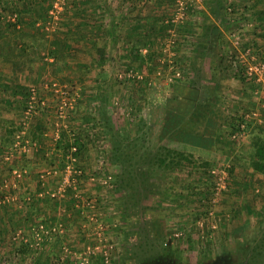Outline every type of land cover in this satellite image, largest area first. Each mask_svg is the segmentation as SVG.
Here are the masks:
<instances>
[{
  "label": "trees",
  "instance_id": "obj_1",
  "mask_svg": "<svg viewBox=\"0 0 264 264\" xmlns=\"http://www.w3.org/2000/svg\"><path fill=\"white\" fill-rule=\"evenodd\" d=\"M54 1L5 0L0 5V19H3L0 42L5 38V34H9L5 31H11L19 34L18 38L24 41L21 46H18L19 55H38L44 64L53 69L55 74L60 71L66 72V75L69 76L75 71L79 72L83 69L88 71L80 77L69 78L68 81L70 85H73L72 81L76 78V83L81 84L84 88L81 92L83 102L90 111L94 109L86 121L92 120L94 127L97 125L104 127V141L110 145L111 160L114 166L119 169V173L114 176L115 189L130 180L166 176L177 164H188L195 159L204 166L205 174L210 175V178L214 177L211 174L212 170L219 165L220 161H227L223 154H227L228 149L231 151L238 144L233 136L248 131L254 135V140L251 143L252 149L250 148L251 151L246 152L250 160L249 165L254 173L251 177L264 174V123L257 124L256 118L253 117L250 120L247 119L246 115L250 113V109L240 106L244 99L251 101L255 95H259L263 84L247 75L244 64L237 57V49L226 41L225 30L233 28L232 25L235 22L233 21L234 14L230 8L233 6L226 5V0L208 1V11L200 12L207 18L196 28L194 33L192 30L194 25L190 21L177 25L170 18L159 24H152L146 17L138 16L139 14L134 15L133 10L136 7L133 4L129 7L130 12L127 16L120 17L121 20L118 24L113 25L110 30L104 29L103 34L109 38L107 46L112 44L109 46L111 49L117 46L122 47L119 57L127 76L122 83L126 86L125 92H128L126 99L127 105L130 106L128 107L130 109L129 123L134 127V130L127 129L125 131L116 128L110 116V108L114 105L111 100L114 92L111 95L108 92L103 94L106 87L102 84L93 87L85 84V78L88 74L93 73V68H102L107 65L108 61L112 63L118 61L119 58L114 57L107 61V56L104 54L101 56L97 47L83 46L82 44L83 40H88L89 37L94 38L95 33L98 32V29H93L95 26L90 23L92 19L90 12L98 7L95 6L98 1L77 0L71 6V9H75L71 11L68 8L70 0H66L64 10L60 15L62 22L58 23V35L49 39L45 32L54 23L53 16L50 14ZM115 1H119V5H122L121 0ZM191 9L188 8V11H192ZM10 10L16 13L15 22L11 20L12 18L4 16ZM257 19L262 21L261 29L264 30L263 10L259 12ZM99 29L103 30V25ZM170 31L175 32V37L178 35L180 38H184V42L190 43L192 56H182V58L180 56L181 60L176 65L178 66V63L186 64L179 77L176 76L175 71L171 72V94L162 103L157 100L158 86L154 85V82L157 83V78L160 77L158 73L161 71L159 69L164 67L162 65L165 62H162V59L166 52L164 46L156 43L155 35L163 32L167 37L166 40H172ZM176 40L174 44L177 43ZM77 41L80 42L83 49L80 46H73V43ZM259 46L258 42H254L253 48L256 56L263 60L264 51L260 50ZM247 48L249 47L247 46L245 49ZM74 49L75 51L83 50L88 54H93L96 50L97 54L91 55L94 61H86L83 58H77L76 52L72 53ZM42 50L46 52L45 55H42ZM145 50L146 53H144ZM255 53L252 49V54L255 55ZM49 59H53V61L50 62ZM74 59L75 64L70 65V60ZM170 65L168 64L169 68ZM234 71V77L244 87L243 90H237L238 98L234 101V103L237 102L235 107L233 104L232 106L227 105L222 100L224 96L222 83ZM73 88H75L74 85ZM0 92L3 94L0 97L8 95L11 99L16 100L15 103L10 99V101H6L8 105L17 107L23 115L28 108L33 89L26 84L4 81L3 84L0 82ZM139 97L143 98L140 100ZM261 102L264 103V99ZM39 124L41 125L25 135V139H30L37 144L43 143V124ZM9 128L11 129H7L8 133H6L5 139L1 138L2 150L15 146L17 135L23 131L24 126L22 124L16 127L13 125ZM84 130L73 135L68 130H62L61 136L56 142V149L63 153L64 159L69 156L79 159L90 150L88 143L89 141L93 142V139H86ZM242 151L245 153V150ZM244 153L235 160L242 162ZM69 159L72 162L71 157ZM235 162L228 168L230 176L234 178L237 167ZM203 182L209 187L205 191L200 186ZM216 185V181L214 183L208 178L197 179L196 182L187 186L191 189L186 194L188 202L206 199L208 194L215 193ZM249 186H251V182L244 185L245 191ZM212 187L214 190L212 189V193H210L209 190ZM200 188L201 190H199ZM28 198L30 199V197ZM26 201L32 206L33 213H35L36 202L33 196L29 201ZM68 205L72 208L75 203L70 199ZM5 211L6 209L3 208V212ZM29 216L26 215L23 221L28 223ZM9 220L14 226L20 229L23 227L22 223H18L13 218ZM4 223L5 219L3 215H0V224L4 226ZM29 248L30 243L22 241L17 252L24 255L29 251Z\"/></svg>",
  "mask_w": 264,
  "mask_h": 264
},
{
  "label": "rangeland",
  "instance_id": "obj_2",
  "mask_svg": "<svg viewBox=\"0 0 264 264\" xmlns=\"http://www.w3.org/2000/svg\"><path fill=\"white\" fill-rule=\"evenodd\" d=\"M4 1L5 0H1L0 5H2ZM51 1L52 0H50V2ZM65 1L66 0L63 1L64 7ZM76 1L77 0L69 1L68 8H70L71 11L75 9H71V6ZM94 1H98L95 6L99 7L103 5V9L106 2H110L112 5L119 4V1L115 2V0ZM178 1L185 3L186 0H122V4L125 5L126 2L128 5V10L125 14L126 16L130 12L129 7L133 4V6L136 7V9L133 10L135 12L134 15L139 14L138 16L146 17L148 22L152 24H159L165 19L179 18L177 7ZM245 3H247V0H226V5L230 4L233 6L230 8L232 9L231 12L234 14L233 21L235 22L234 26L232 25L233 28L225 30V38L233 48L237 49V57L241 54L243 55L247 46L251 47V51L253 49L255 53V49L253 48L254 42H258L260 50L262 49L264 51V30L261 29L262 24H258L259 20L253 16L254 14L244 11L246 8L244 7ZM260 3L261 5H264V0H261ZM205 4L206 0H192V6L190 7V9L193 8L191 9L192 11H185V21H190L191 24L194 25V29H192L193 33L196 32V28H198L201 23H204L203 21L207 18L205 14L200 13L208 11L207 4ZM98 7H96V9H92L91 12H102V10L98 9ZM100 14L104 15L103 13ZM15 15L16 13H13L12 10L7 11L4 14L5 18H13ZM60 15L53 18L54 23L50 26L49 30L46 29L45 34H48L49 39L58 35V23L62 22ZM93 15L94 14H91V16ZM111 16H114L113 18H118L121 15L119 16V13L117 12ZM100 20H103V18L98 17L96 23H100ZM237 20L240 21L237 22ZM2 22L3 19H0V34L3 32ZM8 32L12 34V37L14 36L12 38L13 42H11L12 48H10L12 53L13 49H15V47L18 48L19 45L21 46L24 41L21 38H18L19 34L11 31H5V33ZM100 32L101 33L99 34H103L104 29L100 30ZM173 34L172 40H166L167 37H165L163 32H159L155 35L156 43L160 44V46H164V50L166 52L164 59H162V62H165L162 65L164 67L159 69L161 70L158 73L160 77L157 78V100L162 103H164L171 94V72L176 71L177 68V71L181 72V70L184 69L183 66L186 64L184 63L182 65V63H178L177 66L176 63L181 60L182 56H192L190 53V43H188V41L184 42V38H180L178 35L175 37V32H173ZM234 35L237 38L239 37L240 40L237 41V38L233 37ZM175 40L177 42L176 44H174ZM8 42V38L7 40L0 42V59L4 50L2 47H5V44ZM236 42H239V44H236ZM78 46H80V44H78ZM109 46H112V44ZM109 46H107V43L103 41L100 45L96 46L100 51L99 54L101 56L103 54L107 56V61L114 57L118 58L121 55L122 50V47L117 45L116 48L112 49L109 48ZM75 52L76 55L83 58V60L91 62L94 61L92 60V56L97 54L96 50L93 54H88L87 52L80 51L78 49ZM41 53L42 55H45L46 52L42 50ZM252 56H254L257 60L255 61V63L257 62L256 64L264 63V59L260 60V57L256 56V53ZM22 57V59L25 61L27 60V63L29 64L30 68L28 69L32 68L38 72L39 70H44L48 67L44 64V62H42L38 55L24 54ZM16 58L20 59L18 57ZM246 58L248 57L246 56ZM248 59L250 62L252 61L250 58ZM17 63H19V61H17ZM168 64H171L170 68ZM173 65H175V67H173ZM3 67V61H1L0 72L4 69ZM16 67L22 69V63L15 65V68ZM49 70L51 73L49 78H44L37 84L33 85L32 89L36 90L38 103L35 105V113L29 117V120H27L28 126L26 135L29 134L35 127L37 128L38 125H41L39 123H42L44 137L46 138L45 143L49 148H53L55 146V141L61 136L62 130H68L69 133L73 135L78 134V131L85 129V138L88 140L93 139V142L89 141L88 143L87 141L90 146V150L85 154V156L80 157L79 159H75L73 156L67 157L68 159L66 160H68V165L66 172L59 174L51 171L52 173L50 172L49 174L44 175L43 180L45 181L47 179L48 185L46 184L44 186L45 188L41 189L37 187L36 190H34V192H37L34 194L37 197L35 204L37 205L39 202L38 205L40 206L41 201L44 203L47 202L48 204L47 209L49 217L47 216L48 219H46L47 217H45V219L43 217V223H45V225L54 226L56 224L57 226L58 224H61V222L58 223V221L60 217H67V214L64 215V212L67 211L66 201L70 199H72L75 203L74 207H70L71 210L76 212L77 209H81L85 212H83L85 217H82V214L78 215L80 218L72 222L74 232L70 233L72 230L71 227V230H69V233H67L65 238L58 237V235L55 234L48 237V240L51 241L44 242L37 248V250L33 249V253L30 250L24 255L17 252V249L21 246L22 237H29L32 240L34 238H31V235L34 234L31 225H34L36 219H33L32 223L31 221L28 223L23 221L26 207L29 206L25 205L26 198L24 199L25 196H23V194L25 195L29 192L27 191L28 186L25 182H30V178H28L30 174L26 173L21 178L16 177L13 173L14 169L12 168L16 158L12 157L11 150L21 152V149L15 148L14 146L2 150L1 138L3 137V140L5 139V135L8 133L7 129H11L9 127H11L10 124L12 121L17 119L14 126L22 124L24 120V113L22 115L15 106L9 107L8 105L4 106L0 103V198L5 196L17 198L16 201L12 200L10 203L0 206V215H3L5 219L4 226L0 224V255L14 258L20 264H62V262H59L58 260L64 253L60 250L58 244L63 243L61 240H65L68 242L67 247H69L72 251L66 252L65 255L70 259L69 256L71 254L72 259L70 262L64 264H81V261L83 260L76 261L77 258L75 259V256L86 258L87 261L85 260L83 264H104L106 258H108V249L111 243L109 241L106 242L105 239H109L108 232H110V230H115L113 226L115 225V218L118 213L117 200L115 198L114 176L119 173V169L114 166L111 160L110 145L107 141H104L103 125H97V127H94V122L92 120H89V122L86 121V118H88L91 112H94V109L90 111L85 102H83L80 92L76 91V88L70 87L67 82H62L61 78L52 74V68H49ZM86 71L87 70H84L85 73H87ZM92 72L93 73L90 72L91 74H88L85 78V84L92 87L97 84H102L106 87L103 94L108 92L111 95L114 92L112 96L113 98L111 99L114 105L110 108V116L115 124V127L123 131L127 129L134 130V127L130 125L131 123H129L130 109L128 107L130 106L127 105L128 103L126 99L128 92H125L127 89L122 83L127 76L125 68L120 62V57L118 58V61L112 63L108 61L107 65L102 68H93ZM24 74L25 71L23 75ZM230 74L231 76L228 75L222 83L224 86V96L222 100L224 103H228V105L232 106L233 104V106H235L237 105V102L234 103L238 97L237 90L239 91L244 87L241 86L240 82L234 77L235 71ZM19 76L21 78V73H19ZM97 79L98 82H96ZM17 80L20 82L22 81L20 79ZM76 85L78 84H74L75 87ZM43 88L45 90H43ZM56 90H58V92H56ZM63 92H66L65 97L68 100H74L75 102V109L72 111L68 110L65 115L66 118H62L59 114V107L62 105L63 99L61 93ZM261 93L259 95H255L251 101H246V104L244 103L245 100L243 101V107L251 108L249 114H253V118L264 119V113L261 111L264 108L262 107L263 103L261 102L264 97ZM262 94L264 95V93ZM0 95L3 94L1 93ZM40 98L46 101L45 110L41 109L44 103ZM142 98L143 97H139L140 100ZM255 101L260 103H258L259 105H257L256 109L252 108V102ZM43 111H46L49 115V124H47L46 121H43V118L47 115L43 114ZM248 142L249 140L246 141L245 139H241V142H237L242 146L240 149L245 150V153L242 151L245 155L241 164L239 165L237 163V170L234 174L236 178L231 177L228 172V166L234 164L233 162L236 161V157L233 158L234 155L229 149L227 154H223L225 155L224 157L227 161H220L219 165L212 170L211 174H213L214 177L210 178V175L205 174L204 166L200 165V163L197 162V159H195V161L188 164H177L174 166L173 170L168 172V175H163L158 178V182L160 181L162 183V188L165 190L163 198L166 212L170 216V221L178 233L194 235V238L196 239L205 237V235L210 236L208 234L216 237L222 236L233 230L235 226L243 224L245 220L252 222L256 216L264 213V174H257V176L251 177L254 173H251L253 170H251L252 168L249 165V156H247V153L251 150L248 149V147H250ZM47 145L44 146V149H46ZM6 156H8V160L6 159ZM70 157L73 163L70 162ZM23 165L24 164L20 165L19 163V168L16 169L19 173L25 170ZM199 178H208L209 180L214 181V183L215 181L216 183H220L222 179L225 181L224 183L226 185V189L221 191L216 196L218 198L217 203L213 202L215 199V193H212L213 187L209 190L212 194L209 195L207 193L208 195L205 197L206 199L202 201L188 202L186 194L191 191V189L187 186L196 182ZM237 178L240 179L241 182L240 180H237ZM60 179L61 181L59 182ZM249 179L251 186H249L245 191L244 185L248 184L247 182ZM200 186L203 191L209 188L204 182ZM201 188L199 190H201ZM42 193H44V195H41ZM53 193L55 194L54 197L51 196ZM3 208L4 210L6 209L5 212H3ZM211 212H214L213 216L209 215ZM10 216H12L11 218L18 223H22L23 227L20 229L14 226L9 220L11 219ZM37 216H39V214ZM37 224L39 225V223ZM36 225H34V229H37ZM212 225H216L217 229L215 231L211 230ZM25 227L26 229H24ZM30 228L32 229V232L30 231ZM65 228L68 231V228ZM88 234H90V236H88ZM72 245H75V248H72ZM88 248L90 252L89 255L86 256L84 255V252H86Z\"/></svg>",
  "mask_w": 264,
  "mask_h": 264
},
{
  "label": "flooded vegetation",
  "instance_id": "obj_3",
  "mask_svg": "<svg viewBox=\"0 0 264 264\" xmlns=\"http://www.w3.org/2000/svg\"><path fill=\"white\" fill-rule=\"evenodd\" d=\"M164 194L158 178L130 180L115 189L118 213L104 264H264V213L225 235L196 239L177 232ZM0 264L20 263L0 255Z\"/></svg>",
  "mask_w": 264,
  "mask_h": 264
},
{
  "label": "crops",
  "instance_id": "obj_4",
  "mask_svg": "<svg viewBox=\"0 0 264 264\" xmlns=\"http://www.w3.org/2000/svg\"><path fill=\"white\" fill-rule=\"evenodd\" d=\"M208 1L209 0H206L207 8H208ZM260 2H261V0H247V3L244 4V7H246L244 9V11H247L248 13L254 14L253 16H255L256 19H257V17H259V12L262 11V10L264 11V5H261ZM121 3H122V0H121ZM98 9H101L102 12H100V11L99 12L98 11L90 12V14H94L93 16L90 17V18H92L90 23L92 24V26L93 25L95 26V27H93V29H95V30L98 29V32L95 33L96 36L94 38H90L89 37L88 40H83V42H82L83 46H89V47L90 46H95L96 47V46L100 45L102 43V41L108 43L107 42V41H109L108 40L109 39L108 36L106 34L105 35L104 34H99V33H101L99 31V30H101V29H99V27L102 28V25H103V29H105V30L109 29L110 30L111 27H113V25L118 24L119 21L121 20L120 17H125V14L127 13V10H128V5H127L126 2H125V5H123V4L122 5H119V4L112 5L110 2L109 3L106 2L105 5H104V9H103V5L101 7H98ZM117 12L119 13V16L120 15L121 16L118 17V18H113L114 16L112 17L111 15L114 14V13H117ZM100 13H103L104 15H101ZM123 14H124V16H123ZM98 17L99 18H103V20H100V23L97 24L96 21H97ZM239 21L240 20H237V22H239ZM259 23L262 24V21L259 20L258 24ZM263 24H264V22H263ZM4 37H5V39H3V40H7V38H8L9 42L7 44H5V47H2V49H4L3 53L1 55V59H0V62L3 61V66H4L3 67L4 69L1 70L2 73L0 72V78H1L0 82L2 84L4 83V81H7L8 83L26 84L27 86H30L31 88H33V85L37 84L42 79L49 78L51 76V73H50V70H49L50 67H46L44 70H39L38 72L35 71L32 68H31L32 70L28 69V68H30L29 64L27 63V60L25 61L24 59H22L23 58L22 55L18 54V48L15 47V49H13L12 53L10 51V48H12L11 42H13L12 38L14 36L12 37V34L9 33L8 35L5 34ZM103 37H105V38H103ZM78 44H80V42H78V41L74 42L73 46L77 47ZM83 46L80 45V47L82 49H83ZM74 51H75V49L72 50V53L75 54ZM81 51H83V50H81ZM6 53H7V55H6ZM15 53H16V56H15ZM16 57H18L20 59H17ZM76 57L79 58L80 56H76ZM17 61H19V63H22V69H19V67L15 68V65L19 64V63H17ZM49 61L52 62L53 59H49ZM74 61H75V59L72 60V61L70 60V62H71L70 65H74L75 64ZM86 61H88V60H86ZM24 71H25V74L23 75ZM75 72L73 74H69V76L66 75V72H60V71H58L57 74H55L54 71H53L52 74H55L56 77L61 78L62 82H67L70 85L68 79L69 78H73V77H76V78L80 77V75H83L84 69L80 70L79 72H77V71H75ZM86 72H88V71H86ZM19 73H21V78L19 76ZM4 78H6V79H4ZM76 78L73 79V81H72L73 85L74 84H78V83H76ZM17 79H20L22 81L20 82ZM73 85H70V87H73ZM77 86H78V88H77ZM75 88L77 89L76 91L80 92V94H81L82 90L84 89L83 86H81V84L76 85ZM43 90H45V89L43 88ZM261 95L264 97V95L262 93H261ZM9 99L11 101H13V103L16 102V100L11 99V97H9L7 95L5 97H3V96L0 97V103H2L4 106H6V105H8L6 100H9ZM40 99L42 100V98H40ZM244 100H246V99H244ZM42 102L44 103V105L42 106L41 109L45 110L46 109L45 108L46 107L45 106L46 101L42 100ZM244 103L246 104V101H244ZM244 103H242L241 106H243ZM252 103H253V105H252ZM252 103H251V105L253 106L252 108H254V109H256L257 105L260 104L259 102H256V101L252 102ZM226 104L228 105V103H226ZM8 106L9 107H13V106H10V105H8ZM233 107H235V106H233ZM262 107H264V103L262 104ZM248 109H251V108H248ZM263 109L261 111L264 113ZM45 114H47L46 111H45ZM258 115H260V114H258ZM46 117H48V118H46ZM48 119H49V115L47 114L43 118V121H46V123L49 124ZM16 120L17 119L12 121L10 125L11 126L14 125L16 123ZM255 120H257L256 121L257 124H263L264 123V119L256 118ZM59 138H57L55 142H57L59 140ZM239 139H238L239 141L237 140L238 142H241V139H245L246 141L249 140L248 144H249L250 147H248V149H250L251 148V143L253 142L254 137H253L252 133L250 131H248V132H244V133L240 134ZM45 141H46V138L44 137L43 138V143L38 144L40 149L33 150L32 153H30V154L23 153L22 151L20 152V151H17V150L16 151L15 150H11L12 157L16 158V161L13 163V166H12V168L14 170L13 169L12 170L15 171L17 168H19V163H20V165L24 164L23 165L24 169L27 171V173L30 174L29 175L30 177L28 176V178H30V180L28 179L30 182H28V181L25 182L27 184V186L29 187V188L27 187V191H29V192L25 194L26 200H27L28 196L31 199V195H33V199L36 201L37 197L34 194H36L37 192L36 191L34 192V190H36L37 187L42 189V188H45L44 186L46 184L48 185L47 179L45 181L43 180L45 174H49L51 171L55 172V173L62 174L64 172H66V169H67V165H68L67 161L68 160L64 159L63 153L61 151H59L58 149H56V143H55V146L53 148H49L48 145L45 143ZM45 145H47L46 149H44ZM241 147L242 146L240 145V143L236 144V147H233V149L231 150V153H233V155H234V156L232 155L233 158H235V157H237L235 159L239 158V155L241 154V152L243 150V149L242 150L240 149ZM63 162H65V163L63 164ZM235 163H238L239 165L241 164L240 161H236ZM10 164H11V162H10ZM65 164H67V165L65 166ZM249 164H250V162H249ZM230 166H228V167H230ZM236 170H237V167H236ZM236 170H235V172H236ZM251 170H253V169H251ZM251 173H253V172H251ZM39 178H40V180H39ZM237 180H240V179L237 178ZM60 181H61V179L59 180V182ZM240 182H241V180H240ZM249 182H250V179H249V181L247 183L249 184ZM42 192H44V191H42ZM68 201L69 200L66 201L67 211L64 212V215L67 214L68 218L65 217V216L60 217V219L58 218L59 219L58 223L61 222V224H58L57 227H59V225H62V228L67 233H69V230H71V227H72V230H71L70 233H73L74 232V230H73L74 227H73V223L72 222H74L75 220L79 219L80 217L78 215H80V214H82V217H85L84 216L85 212L83 210H81V209H77L76 212L74 210H71V208L68 205ZM25 203H26L25 205H29V206L26 207L24 215L25 216L26 215L27 216L30 215L28 221L29 222L31 221V223H32L33 219L34 220L36 219V222H34V225H36L37 223L43 222L45 217L48 216L49 212H48V209H47V207H48L47 202L44 203L43 201H41L40 202L41 203L40 206L38 205L39 202L37 203V205L35 204V207H36L35 208V213H33L32 206H30V204H27V201ZM67 212H69V213H67ZM38 214H39V216H37ZM43 217H44V219H43ZM48 217L46 219H48ZM34 225L33 226L31 225L32 229H34ZM65 227L68 228V231L66 230ZM24 229H26V227ZM32 229L30 230L31 232H32ZM31 238H33V235H31ZM47 242H49V241H47ZM58 243H56V244H58ZM58 246L61 247V244L59 243Z\"/></svg>",
  "mask_w": 264,
  "mask_h": 264
},
{
  "label": "built area",
  "instance_id": "obj_5",
  "mask_svg": "<svg viewBox=\"0 0 264 264\" xmlns=\"http://www.w3.org/2000/svg\"><path fill=\"white\" fill-rule=\"evenodd\" d=\"M63 1L64 0H55L54 1L53 8L50 11V14L53 16V18H56L57 16H59L63 12V10H64ZM191 6H192V0H186L185 3H182V1H178L177 7H178L179 18H175V19L173 18L172 22L175 24L179 23L177 25L183 24L185 22V19H186L185 11L188 10V8H190ZM15 20H16V15L12 18L13 22H15ZM173 32L174 31H170V34L174 35ZM233 37L237 38L235 35ZM236 40L239 41L240 38L238 37ZM236 44H239V42H236ZM144 53H146V50L144 51ZM252 55H254V54H252V51L249 47V48L244 50L243 55L241 54L239 56V58L241 59V62L244 64V66L246 68L247 75L251 79H255L258 82L263 84V89L261 92L264 93V63L263 64H256L257 62L255 63V61H257V60ZM246 56L252 60L251 61L252 63L249 61L248 58H246ZM244 59H246V60H244ZM175 72H176V76L179 77L181 72H179L177 70ZM128 77H129V75H128ZM156 84L157 83L154 82V85H156ZM56 92H58V90H56ZM61 94L63 96V99H62V105L59 107V114L62 118H66L65 117L66 112L68 110L72 111L75 109V105H74L75 102H74V100L70 101L65 97L66 92H63ZM37 103L38 102H37L36 90L33 89V94H32L31 100L28 102V108L24 112V120L22 122V125L24 126V128H23V131L19 135H17L16 144H15V148H20L21 151L23 153H26V154H30V153H32L33 150L39 149V146L37 143H33L31 140L25 139V135L27 132V126H28L27 120H29V117L35 113V109H36L35 105ZM246 117H247V119L250 120V119H252V117H254V115L253 114H247ZM239 136L240 135H234L233 138L238 140ZM6 159L8 160V156H6ZM13 173L16 175V177L21 178L22 176H24V174L27 173V171L23 170L19 173L17 170H15ZM224 182L225 181L223 179L220 183L217 182L215 194H214L215 199L213 200L214 203H217L218 198L216 196L221 191H224L226 189V185ZM41 195H44V193H42ZM51 196L54 197L55 194L53 193ZM12 200L16 201L17 198L12 197V196H5V197L0 198V206L6 205L7 203H10V201H12ZM27 200L29 201L30 199H27ZM213 213L214 212H211L209 215L213 216L214 215ZM36 227H37V229H33V231H34V234H32L34 237L33 240L30 239L29 237H27V238L22 237L23 242L30 243L29 250L32 253H33V249L37 250V248L40 247V245H42L44 242L51 241V240H48L49 239L48 237H50V236H53L55 234H57L58 237H62V238H65L67 236V232L62 228V225H59V227H57L56 224L54 226H50V225H45V223H43V222H40L39 225H36ZM216 229H217L216 225H212L211 230L215 231ZM88 236H90V234H88ZM61 241H63V243H61L62 245L60 247V250L64 254L62 257L59 258L58 261L62 262V264H64V263L70 262V260L72 259L71 254L69 256L70 259L65 255L66 252H68V251L72 252V251L70 250L69 247H67L68 242H66L65 240H61ZM105 241L107 242V238L105 239ZM72 248H75V245H72ZM89 252H90V250L88 248V250L86 252H84V255H86V256L89 255ZM74 255H75V253H74ZM76 258H77L76 261L83 260V261H81V264H83L85 260L87 261L86 258H82L81 256L80 257L75 256V259Z\"/></svg>",
  "mask_w": 264,
  "mask_h": 264
}]
</instances>
